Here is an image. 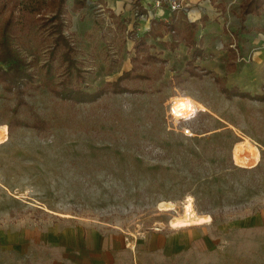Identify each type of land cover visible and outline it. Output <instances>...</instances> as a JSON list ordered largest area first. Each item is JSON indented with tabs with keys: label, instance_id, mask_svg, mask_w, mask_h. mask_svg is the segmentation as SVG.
<instances>
[{
	"label": "rangeland",
	"instance_id": "1",
	"mask_svg": "<svg viewBox=\"0 0 264 264\" xmlns=\"http://www.w3.org/2000/svg\"><path fill=\"white\" fill-rule=\"evenodd\" d=\"M141 1L140 15L133 0H86L65 18L62 33L85 70L82 89L127 71L129 32L168 18L156 0ZM240 1L183 0L187 19L200 25L204 52L193 61L200 76L190 75L184 41L163 33L146 40L162 59L157 78L140 80L141 92L95 103L52 94L59 75L45 79L39 69L49 44L39 30L8 38L37 87L25 90L22 104L0 84V264H264V100L227 99L203 71L227 87L264 92V9L242 23ZM24 6L51 15L39 0H7L0 40L10 14L22 27ZM230 44L236 58L228 67ZM171 112L198 113L174 121ZM34 114L48 131L15 125ZM188 126L193 134L185 136ZM187 203L209 219L173 227ZM89 239L96 245L84 251Z\"/></svg>",
	"mask_w": 264,
	"mask_h": 264
},
{
	"label": "trees",
	"instance_id": "2",
	"mask_svg": "<svg viewBox=\"0 0 264 264\" xmlns=\"http://www.w3.org/2000/svg\"><path fill=\"white\" fill-rule=\"evenodd\" d=\"M14 6L18 4V0H12ZM46 4L51 15L42 16L31 7L21 8L22 24L21 28L17 26L19 22L15 20V16L10 14L3 22L1 40H0V84L7 92L13 91L18 96L20 103L22 101L21 95L28 88L37 87L35 83V71H30L26 68V63L20 59L12 45L9 43V37H19L24 31L29 32L32 29L39 30V38L45 43H49L46 51L45 58L40 64L39 69L45 79L57 73L59 75L58 81L54 86H49L52 94L64 101H71L75 104L95 103L103 95H114L121 93H138L141 89L138 82L142 79L151 80L156 79L159 72L162 71V59L157 55L151 53V47L147 43V38L162 37L163 33H173L174 36L181 38L187 50L190 51L191 58L188 60L190 65V75H196L195 71L198 69L194 66L193 61L203 55L204 50L197 42V35L200 25L198 21H190L186 17L185 11H172L169 13L168 18L164 21L159 18H152L149 20V29L141 35H138L133 28L129 35L133 40V52L130 57L131 67L127 71H123L113 81H106L103 85L99 86L93 91L82 89L78 82L84 81L85 70L81 68V60L79 59L78 50L74 44L66 39L62 31L65 27V18L69 16L70 12L80 10L85 4L86 0H39ZM7 0H0V14L4 10ZM68 3L70 5L68 6ZM134 7L137 9V15L146 13L144 7L141 5L140 0H133ZM264 9V0H241L239 7L238 18L243 23L246 16H258ZM13 10V9H12ZM180 14V17L178 15ZM184 17V18H183ZM183 18V19H181ZM172 47L174 44L171 45ZM230 50V61L228 67L235 66L236 48L231 44L228 47ZM160 62L157 69L152 70L147 65H155ZM212 76V79L217 83L219 91L225 95L227 99L238 96L240 98H252L257 101L264 100V92L261 94H251L250 92L240 91L236 86L227 87L225 79L217 73H212L208 70H203ZM15 125L33 128L38 132H46L50 129V123L38 115L31 117V119L23 120L21 118L14 119ZM12 131L11 128H9ZM208 130H204L206 132Z\"/></svg>",
	"mask_w": 264,
	"mask_h": 264
},
{
	"label": "built area",
	"instance_id": "3",
	"mask_svg": "<svg viewBox=\"0 0 264 264\" xmlns=\"http://www.w3.org/2000/svg\"><path fill=\"white\" fill-rule=\"evenodd\" d=\"M209 2V0H207ZM183 0H156V5H161V6H165V8L168 9V12H172V11H184L186 10L187 8H185V6H183L182 4ZM198 112H196L195 114L193 115H189L188 117L187 116H179V115H175V114H172L171 112V118L174 120V121H186L188 120L189 118L191 117H194L197 115ZM193 129H191V127H183L181 132L183 133V135L185 136H188V135H192L193 134Z\"/></svg>",
	"mask_w": 264,
	"mask_h": 264
},
{
	"label": "bare ground",
	"instance_id": "4",
	"mask_svg": "<svg viewBox=\"0 0 264 264\" xmlns=\"http://www.w3.org/2000/svg\"><path fill=\"white\" fill-rule=\"evenodd\" d=\"M184 214L180 217H176L173 221H171V225L173 227H182L188 226L193 223H199L202 220L209 219V216L199 217L192 211L191 203H187L184 206L183 210Z\"/></svg>",
	"mask_w": 264,
	"mask_h": 264
},
{
	"label": "crops",
	"instance_id": "5",
	"mask_svg": "<svg viewBox=\"0 0 264 264\" xmlns=\"http://www.w3.org/2000/svg\"><path fill=\"white\" fill-rule=\"evenodd\" d=\"M95 245L96 244L92 243L91 239H89V241L87 240L86 242H84V244L82 243V248L84 251H88L89 249L95 247Z\"/></svg>",
	"mask_w": 264,
	"mask_h": 264
}]
</instances>
